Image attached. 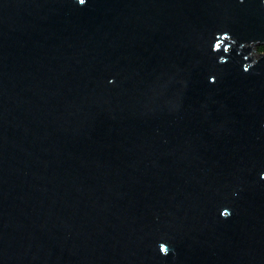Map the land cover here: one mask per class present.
<instances>
[{
	"label": "water",
	"instance_id": "obj_1",
	"mask_svg": "<svg viewBox=\"0 0 264 264\" xmlns=\"http://www.w3.org/2000/svg\"><path fill=\"white\" fill-rule=\"evenodd\" d=\"M259 46L264 0H0V264H264Z\"/></svg>",
	"mask_w": 264,
	"mask_h": 264
},
{
	"label": "clouds",
	"instance_id": "obj_2",
	"mask_svg": "<svg viewBox=\"0 0 264 264\" xmlns=\"http://www.w3.org/2000/svg\"><path fill=\"white\" fill-rule=\"evenodd\" d=\"M86 2H87V0H78V3H79L81 6L85 5ZM213 79H214V78H213ZM221 214H222V216H223L224 218H228V217L231 215V211H230V209L225 208V209L222 211ZM160 251L162 252V254L167 255V254L169 253L170 249H169V247H168V245H167L166 243H162V244L160 245Z\"/></svg>",
	"mask_w": 264,
	"mask_h": 264
},
{
	"label": "trees",
	"instance_id": "obj_3",
	"mask_svg": "<svg viewBox=\"0 0 264 264\" xmlns=\"http://www.w3.org/2000/svg\"><path fill=\"white\" fill-rule=\"evenodd\" d=\"M257 52L260 54L264 53V46L257 47Z\"/></svg>",
	"mask_w": 264,
	"mask_h": 264
}]
</instances>
